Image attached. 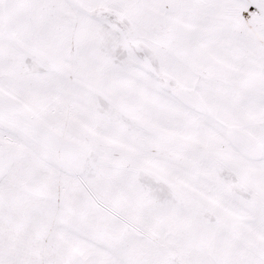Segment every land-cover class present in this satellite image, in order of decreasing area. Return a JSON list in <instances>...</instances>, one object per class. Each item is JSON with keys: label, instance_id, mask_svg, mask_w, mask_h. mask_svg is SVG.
Here are the masks:
<instances>
[{"label": "snow or ice", "instance_id": "obj_1", "mask_svg": "<svg viewBox=\"0 0 264 264\" xmlns=\"http://www.w3.org/2000/svg\"><path fill=\"white\" fill-rule=\"evenodd\" d=\"M0 264H264V0H0Z\"/></svg>", "mask_w": 264, "mask_h": 264}]
</instances>
